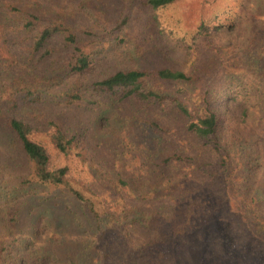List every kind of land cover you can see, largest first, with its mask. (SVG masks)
Segmentation results:
<instances>
[{"label": "trees", "instance_id": "16d2710c", "mask_svg": "<svg viewBox=\"0 0 264 264\" xmlns=\"http://www.w3.org/2000/svg\"><path fill=\"white\" fill-rule=\"evenodd\" d=\"M83 1L0 0V264H136L133 250L144 254L141 264H187L198 257L195 236L214 211L211 188H234L230 196L247 215L264 210L251 202H264V0H251L247 36L237 41L230 37L241 0L229 1L230 23L219 7L201 12L187 39L202 41L196 60L203 52L217 60L218 79L209 85L196 60L189 70L117 68L83 84L95 58L77 44ZM180 1L144 2L157 12ZM158 13V24H170ZM53 40L71 48L67 58L40 65ZM89 90L104 93L106 107L91 100L89 126L65 123ZM39 134L57 151L102 166L107 175L95 189L117 197L120 208L103 197L98 209L67 166L49 167ZM91 137L111 160L97 155ZM78 183L92 192L93 184Z\"/></svg>", "mask_w": 264, "mask_h": 264}, {"label": "rangeland", "instance_id": "374dc122", "mask_svg": "<svg viewBox=\"0 0 264 264\" xmlns=\"http://www.w3.org/2000/svg\"><path fill=\"white\" fill-rule=\"evenodd\" d=\"M77 3L79 0H73ZM145 0H84L80 12L76 15L75 30L77 31L78 45H83L87 52H94V61L90 65V69L84 71L82 76L83 84L90 83L93 79L103 75L105 71H111L117 68H126L130 66H141L150 69H157L161 66H172L177 68L192 69V61H195L198 51L201 50V40L193 41L187 39V35L196 27L201 12L210 13L215 7L221 9L222 21L224 23L231 22L225 18V12L231 0H182L175 4L167 5L159 9L160 20L165 17L169 18V23L160 22L158 24L154 19L157 12L147 7ZM239 24L235 29V33L230 37L232 41H237L240 38L247 36L244 31L243 21L251 12V0H241ZM203 5V6H202ZM205 5V6H204ZM225 9V10H224ZM208 13V14H209ZM227 16V15H226ZM241 18V19H240ZM246 24V22H244ZM187 31V32H185ZM187 33V34H186ZM251 35H249L250 38ZM185 39V40H184ZM184 40V41H183ZM54 41V40H53ZM58 41H54L50 46L53 52L43 59L40 65H48L54 61L55 65H61L62 61L67 58L70 47L64 46ZM115 42L116 47L110 48V43ZM118 42V43H117ZM119 47V48H118ZM134 47V49H133ZM117 49V50H116ZM60 63V64H59ZM195 63H200L205 67V71L201 70L202 83L211 84L212 81L218 79L217 74L219 69L216 62L209 57L208 53L204 52L198 55ZM63 71V70H60ZM153 82V81H151ZM211 82V83H210ZM89 84L83 85L84 87ZM214 85V84H213ZM162 87L169 91H175L176 86L170 82H164ZM87 102L83 103V107L77 111H72L68 115L65 113V123L74 124L79 120L85 121L88 126L89 119L92 117V106L97 101L104 108L106 107L107 98L104 93L97 95L90 90L87 92ZM144 101L138 105L141 108ZM130 110L132 104L127 101L125 103ZM79 110V111H78ZM143 110V109H142ZM70 111V110H69ZM139 111V110H138ZM139 113V112H138ZM142 113V111H140ZM141 114H139L140 116ZM45 145L49 154V167L67 166V174L73 178V183L80 187L87 195H90L94 200L98 209L101 207L100 199L103 197L108 200L110 209L117 210L120 208L119 199L112 197L110 193H105L99 188L95 189L96 185H102L101 175H107V171L102 168L99 171L96 168L94 161L91 166L87 161L83 162L81 157L75 152L65 155L57 151L46 139V137L37 136ZM153 137L151 136L150 139ZM91 146L98 150V156L102 159L111 160V155L100 150L103 142L97 146V137H91ZM125 143V142H124ZM95 144V145H94ZM129 147V146H128ZM15 149H18L16 147ZM121 150L127 149L121 146ZM130 149L127 151L129 152ZM165 153H167L165 151ZM128 154V153H127ZM134 154V152H133ZM21 168H18V173ZM14 171V174H16ZM110 173V172H109ZM264 173V172H263ZM101 177V178H99ZM78 181H83L91 186L92 192L85 190ZM103 184V190L110 189V184L106 181ZM101 187V188H102ZM215 195L214 211L206 218L205 225L198 230L197 241L201 248L194 252L195 257L187 259V264H264V202L253 199V204H256L263 211L251 210V214H246L241 209V202L232 199L230 194L235 191L230 188L229 193L225 191V187L219 185L211 188ZM66 197V196H63ZM111 197V198H110ZM234 197V196H233ZM67 198V197H66ZM255 201V202H254ZM105 202V201H104ZM118 215V214H117ZM260 221H262L260 223ZM30 223V222H29ZM28 224V223H27ZM29 227V224H28ZM27 227V228H28ZM263 227V228H262ZM196 247V246H195ZM194 247V248H195ZM194 250V249H193ZM135 250L129 258L131 263H143L144 254L136 255ZM198 253V254H197ZM180 250H177L178 262H182V257L179 255ZM192 253H190L191 256ZM128 254L127 256H129ZM133 256V257H132Z\"/></svg>", "mask_w": 264, "mask_h": 264}]
</instances>
